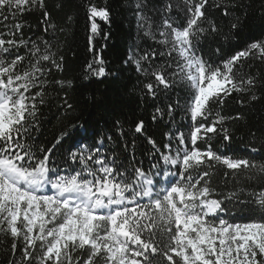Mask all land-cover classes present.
<instances>
[{
    "label": "snow or ice",
    "instance_id": "snow-or-ice-1",
    "mask_svg": "<svg viewBox=\"0 0 264 264\" xmlns=\"http://www.w3.org/2000/svg\"><path fill=\"white\" fill-rule=\"evenodd\" d=\"M82 3L92 54L82 78H118L134 68L144 77L142 96L168 101L155 108L153 122L167 117L175 125L181 111L185 130L166 132L162 146L146 137L153 157L147 169L136 162L134 141L124 144L131 150L129 164L109 149L111 135L65 148L84 127L68 96L74 82L53 76V69L63 71L61 37L73 17L57 23L46 0H0L5 264H264V155H253L264 153V127L248 129L247 154L231 152L237 131L232 122L245 116L224 114L234 93L242 109L264 99V77L245 71L253 61L264 64V38L232 54L217 48L218 62L206 60L200 49L209 36L228 40L238 34L253 9L264 13V0L258 8L255 0H125L138 40L153 43L130 45L124 69L113 70L95 43L110 35L98 20L110 25L111 9ZM36 12L44 36L26 39V14ZM177 89L183 98L173 100ZM51 91L59 97L61 123L46 145L37 133ZM133 131L144 135L145 122Z\"/></svg>",
    "mask_w": 264,
    "mask_h": 264
},
{
    "label": "trees",
    "instance_id": "trees-1",
    "mask_svg": "<svg viewBox=\"0 0 264 264\" xmlns=\"http://www.w3.org/2000/svg\"><path fill=\"white\" fill-rule=\"evenodd\" d=\"M46 2L57 23L63 24L62 18L66 14L73 17L71 26L66 30V35L61 37L60 54L64 56L63 71L58 72L53 69V76L74 82L75 91L69 90L68 96L70 102L76 108L74 115L80 116L79 123L84 127L73 132V140H69L65 144V148L78 140H83L91 145L97 134L111 135L113 142L107 144L109 149L115 150L120 155L121 160L128 157L125 163L129 164L132 162L131 150L126 152L124 144L127 143L131 146L134 141L136 162L142 161L143 167L147 169L153 157L149 155L152 146L147 143L146 137H151L162 146L166 142V132H174L177 128L185 130L182 127L184 123L183 113L181 111L175 113V125H169L167 117L164 120L153 122L152 116L155 108L158 106L164 107L168 101L164 97L153 100L151 97L142 96L139 93L141 87L139 81L143 80L144 77L140 76L138 78V74L132 67L123 70L118 78L106 76L97 79L92 77L85 81L82 78L84 66L92 59V54L86 50V9L82 0H46ZM93 2L100 6H108L112 12V23L110 25L98 20L102 32L110 33L108 39L104 40L102 36H98L95 40L97 49L101 51L106 61L105 67L108 70L124 69L123 60L127 57L130 45L139 43L142 47L147 48L153 42L146 38L138 40L135 24L125 0H93ZM57 4H62V7H56ZM255 4L258 8L260 0H255ZM40 18L41 14L39 12L26 14L23 29L26 39L28 37L36 39L38 36H44ZM257 38H264V13L253 9L244 25L239 29L238 34H233L228 40H224L223 37L209 36L201 42L200 49L206 60L218 62L221 54L216 51L217 48H222L225 54H232L245 48ZM156 47L159 48L160 46L156 45ZM21 52H23V49H21ZM245 71L264 77V64L253 61ZM235 96L234 93L233 97L228 98L224 114L235 115L237 112L243 111L245 120L232 122L237 131L229 151L247 154L245 145L248 141V129L264 127V99L253 102L242 109L236 102ZM178 97L183 98L179 89L172 94L173 100ZM244 98L247 99V97ZM47 99L48 104L41 109L43 113L41 131L37 133L39 140L46 145L52 141L53 135L56 134V130L61 123V120L56 118L57 104L60 102L57 92L51 91ZM140 120L145 122L144 135L133 131L135 124ZM116 121H119V125L116 124ZM121 127L124 132L123 137L120 136ZM253 155L259 157L264 153ZM6 259L4 249L0 248V264H5Z\"/></svg>",
    "mask_w": 264,
    "mask_h": 264
}]
</instances>
